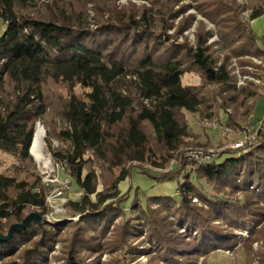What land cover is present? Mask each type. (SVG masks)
Segmentation results:
<instances>
[{
  "label": "trees",
  "instance_id": "trees-1",
  "mask_svg": "<svg viewBox=\"0 0 264 264\" xmlns=\"http://www.w3.org/2000/svg\"><path fill=\"white\" fill-rule=\"evenodd\" d=\"M38 1L0 0V152L17 159L0 172V234L34 209L44 216L42 226L32 222L9 240L0 238L4 264H46L62 238L64 228L45 217L48 188L29 153L36 122L53 106L59 119L52 122L59 143L53 159L82 192L66 202L80 219L65 228L74 229L63 264H198L200 257L208 264L218 248L256 253L264 264V116L255 141L221 150L230 156L218 160L208 140H191L195 132L184 113L204 110L219 119L224 111V124L239 130L241 109L254 110L256 101L249 100L261 97L259 86L237 87L229 68L236 57L244 73H251L247 66L264 71L252 59L264 57L261 37L242 20L243 7L235 0H193L178 8L180 0H149L139 9L115 0ZM87 3L96 29L86 23ZM249 5L250 20L264 15V0ZM191 7L220 26L228 51L221 62L204 22L194 44L177 41L196 18L189 14L177 26L173 20ZM188 72H199L202 82L184 84ZM188 145L204 148L190 154ZM173 161L170 169L153 171ZM135 165L158 182L178 180L176 193L136 190L130 200L131 188L122 193L119 183ZM143 235L148 250L133 244ZM105 250L111 257L102 261ZM146 251V263L134 262Z\"/></svg>",
  "mask_w": 264,
  "mask_h": 264
},
{
  "label": "rangeland",
  "instance_id": "rangeland-1",
  "mask_svg": "<svg viewBox=\"0 0 264 264\" xmlns=\"http://www.w3.org/2000/svg\"><path fill=\"white\" fill-rule=\"evenodd\" d=\"M236 3L243 7L241 11L242 20L249 24L252 30L261 37L260 45L264 48V15L256 18V20H250L251 8L249 5V0H235ZM42 0L38 1V5L42 4ZM116 4L122 8H128L132 4L139 9L142 5L150 6L151 2L149 0H115ZM182 4H194L193 0H180L178 5L175 8H178ZM193 6V5H192ZM189 14L195 15V20L188 30L184 32L182 36L177 38V41L183 43L186 39L191 43H195V38L198 30V26L200 22H204L205 29L211 31V35L208 38V43L213 44V48L217 50V55L219 56V62L225 57V54L228 52L223 47V43L220 38V29L219 25L210 21L206 17H204L201 13H199L194 7H191L184 15L176 17L173 22L175 26L179 25L183 18ZM86 23L90 28L96 29L98 26L97 17L95 13V9L92 3H87V14H86ZM5 29V24L2 22L0 18V33H2ZM170 33L175 32V28L169 31ZM254 62L262 68H264V57L263 58H255L252 57ZM229 68H231L232 74L235 76V82L237 87L247 84L248 82H253L254 84L259 86L260 96L258 99H251L249 102L256 101L254 106V110L252 112L248 111L246 108L241 109L240 114L237 117V120L240 124V129H234V127L226 126L224 122H226L227 113L224 111L220 112V118L217 117L211 118L207 117L204 113V110H200L197 112L185 111V116L187 118V124L193 129L195 134L191 138L192 141H206L208 140L213 146V151H216L218 160H223L224 158L230 156L229 153H225L221 156L220 151L225 148H234L233 145L242 138L247 132L248 129L252 126H256L264 116V71L259 67L255 66H247L248 70L251 73H244L243 67L239 64L238 59L236 57H232L230 60ZM184 84H193L199 85L202 82L201 75L199 72H188L184 74L183 78ZM47 92L51 94L52 92H57V89L53 91V89L48 88ZM54 107V106H53ZM51 107L49 109V113L45 115L41 120H38L35 125V129L39 125H43L45 129L44 136V156L49 160V163H46V158L38 161L34 156H32V162L35 166V171L41 175L42 182L48 188V194L46 198V203L48 204V211L45 213V217L51 223V226L54 228H64L61 229L62 238L58 239L53 249L48 250L47 255V263L46 264H63L65 261L66 255V245L67 239L73 233V227H69L65 230L66 226L72 221H79L80 215H74L70 209L66 207V202L69 199H78L81 195V190L75 185L72 177L68 174V170L63 167L62 164H59L54 161L52 148L59 145L56 138L51 136L53 130V121L59 122L57 115H54ZM42 126V127H43ZM244 128V129H242ZM50 133V134H49ZM53 135V134H52ZM226 140V144L223 147H219V143H222ZM51 143V145H50ZM196 145H188L185 149L188 148L187 152L195 154L199 149H203V146L195 147ZM30 153V150H29ZM32 153V152H31ZM220 154V157L218 156ZM0 172L4 171L7 168L14 166L17 163V159L15 156L0 152ZM173 161L171 164L164 168H154L155 172H162L170 169L175 163ZM100 173H103L102 169H99ZM104 174V173H103ZM178 180H164V181H156L154 178L150 177L146 174L138 165H135L131 174L119 183V188L122 193L128 191L131 188V197L136 190L140 194L144 193L145 195H156V192H160L159 195H167L166 192H173L175 185H178ZM206 188H210L205 182H203ZM103 185H100V189H102ZM177 188V187H176ZM62 191V194H58V191ZM170 195V194H169ZM51 198V201L48 198ZM94 198V196H92ZM142 201H145L142 198ZM194 201H198L194 199ZM32 212H39L38 209H34ZM40 213V212H39ZM30 214V213H29ZM41 214V213H40ZM42 215V214H41ZM43 216V215H42ZM44 217V216H43ZM120 219H116L115 222H118ZM4 222L6 220H3ZM34 222V221H33ZM37 223V222H36ZM43 223L41 224V226ZM69 226H73L70 225ZM184 229H182L183 231ZM247 232H243V235H246ZM241 236V234H238ZM146 239V238H145ZM144 235L134 239L133 244H138L140 249H146L150 247L149 242H145ZM141 240H144L141 241ZM101 242H104V239H101ZM262 244V242H258ZM258 243H254V247H258ZM150 253L147 251L142 252L134 262L146 263L150 257ZM111 257L110 252L105 250L100 255V260L106 261ZM94 258L92 256L90 260ZM8 260V258L1 259L0 264H4V262ZM206 260L208 264H263L259 255L256 253H251L249 256L245 255L243 251L238 253L233 252L232 250L225 248H218L211 251ZM203 261V257H200L198 260V264H201Z\"/></svg>",
  "mask_w": 264,
  "mask_h": 264
},
{
  "label": "water",
  "instance_id": "water-1",
  "mask_svg": "<svg viewBox=\"0 0 264 264\" xmlns=\"http://www.w3.org/2000/svg\"><path fill=\"white\" fill-rule=\"evenodd\" d=\"M39 124H40V122H38L37 125H39ZM29 150H30V154L32 155L31 146H30ZM33 221L37 222L41 225L43 223V216L39 212H31L22 221L13 223L10 226L8 233L5 235L0 234V238L3 240H9L13 236L15 231H22V230L26 229Z\"/></svg>",
  "mask_w": 264,
  "mask_h": 264
},
{
  "label": "bare ground",
  "instance_id": "bare-ground-1",
  "mask_svg": "<svg viewBox=\"0 0 264 264\" xmlns=\"http://www.w3.org/2000/svg\"><path fill=\"white\" fill-rule=\"evenodd\" d=\"M44 136L45 129L42 125H38L34 132L33 141L31 145V152L33 156L40 161L41 159H45L43 150H44ZM46 163H49V160L46 158Z\"/></svg>",
  "mask_w": 264,
  "mask_h": 264
},
{
  "label": "built area",
  "instance_id": "built-area-1",
  "mask_svg": "<svg viewBox=\"0 0 264 264\" xmlns=\"http://www.w3.org/2000/svg\"><path fill=\"white\" fill-rule=\"evenodd\" d=\"M260 127V123H258L256 126H252L251 129H248V132L240 138L239 141H237L233 147L234 148H243L246 144L251 143L256 140L258 129ZM58 194H62V191H58ZM49 201H51V198H48Z\"/></svg>",
  "mask_w": 264,
  "mask_h": 264
},
{
  "label": "crops",
  "instance_id": "crops-1",
  "mask_svg": "<svg viewBox=\"0 0 264 264\" xmlns=\"http://www.w3.org/2000/svg\"><path fill=\"white\" fill-rule=\"evenodd\" d=\"M256 20V19H255ZM176 185H175V188H174V191L173 192H166L165 194H175L176 193ZM155 194H157V195H159L160 194V192H156Z\"/></svg>",
  "mask_w": 264,
  "mask_h": 264
}]
</instances>
